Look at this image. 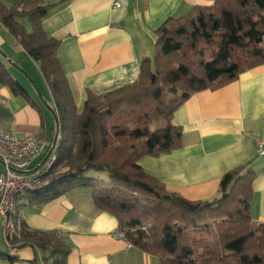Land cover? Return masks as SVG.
Returning <instances> with one entry per match:
<instances>
[{"label": "trees", "instance_id": "trees-1", "mask_svg": "<svg viewBox=\"0 0 264 264\" xmlns=\"http://www.w3.org/2000/svg\"><path fill=\"white\" fill-rule=\"evenodd\" d=\"M52 6L43 0H16L11 8L0 3V24L38 65L50 90L60 137L41 187L17 198L15 221L24 205L89 186L95 207L116 219L118 233L160 264H264V222H254L250 214L255 174L249 163L226 173L220 197L206 202L169 192L138 165L143 157L181 146V130L170 119L192 95L264 65V0H213L183 18L167 19L156 31L153 61H142L138 80L103 95L87 92L81 113L57 57L59 42L42 29ZM1 55L0 85L26 96ZM89 172L107 178H88ZM8 241L11 248L0 249V264L11 262L8 252L24 246L46 252L45 264H66L71 251L62 233L33 231L21 223Z\"/></svg>", "mask_w": 264, "mask_h": 264}, {"label": "crops", "instance_id": "crops-1", "mask_svg": "<svg viewBox=\"0 0 264 264\" xmlns=\"http://www.w3.org/2000/svg\"><path fill=\"white\" fill-rule=\"evenodd\" d=\"M14 1L0 3L11 8ZM43 1L53 6L42 20V29L59 42L57 57L78 113L87 92L103 95L138 80L142 61H153L156 31L167 19H180L196 7L213 4V0ZM115 2L117 9L112 8ZM19 23L31 31L27 19ZM0 52L6 70L26 94L15 96L0 85V132L53 142L57 126L50 90L38 65L1 24ZM170 124L180 128L181 146L158 157L141 158L138 165L144 172L169 192L191 202H206L220 197L219 183L226 173L249 163L255 174L251 218L264 222V156H257V142L264 144V65L216 90L192 95L173 112ZM42 160L43 156L34 165ZM85 176L106 180L102 173ZM17 217L18 231L21 223L33 231L62 233L71 249L66 264H160L155 256L115 237L119 235L116 219L95 207L89 186L41 205H24ZM0 249L7 251L1 220ZM8 254L13 260L3 264H45L47 257L32 246Z\"/></svg>", "mask_w": 264, "mask_h": 264}, {"label": "built area", "instance_id": "built-area-1", "mask_svg": "<svg viewBox=\"0 0 264 264\" xmlns=\"http://www.w3.org/2000/svg\"><path fill=\"white\" fill-rule=\"evenodd\" d=\"M112 8H119V3L115 2ZM59 139L58 130L51 143L33 135L18 138L0 132V163L3 167L0 173V220L8 249L11 248L8 239L18 232V222L14 219L16 200L41 187L44 177L55 162L54 154ZM42 156L40 164L34 165ZM257 156H264L262 142H257ZM115 237L120 238L122 235Z\"/></svg>", "mask_w": 264, "mask_h": 264}, {"label": "rangeland", "instance_id": "rangeland-1", "mask_svg": "<svg viewBox=\"0 0 264 264\" xmlns=\"http://www.w3.org/2000/svg\"><path fill=\"white\" fill-rule=\"evenodd\" d=\"M20 83H21V82H20ZM19 85H20V84H19ZM20 86H21V85H20ZM25 86H26V84H25ZM102 175H104V176H105V178H107V176H106L105 174H103V173H102Z\"/></svg>", "mask_w": 264, "mask_h": 264}]
</instances>
